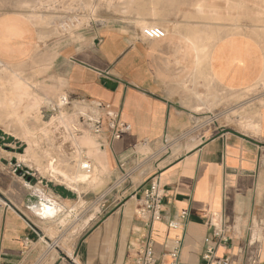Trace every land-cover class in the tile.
<instances>
[{"label": "crops", "instance_id": "crops-1", "mask_svg": "<svg viewBox=\"0 0 264 264\" xmlns=\"http://www.w3.org/2000/svg\"><path fill=\"white\" fill-rule=\"evenodd\" d=\"M161 7L146 0L143 20L166 29L155 38L143 36L134 21L117 19L81 29L76 40L53 38L46 51L42 26L20 13L0 15L1 61L47 64L52 94L67 97L70 115L82 108L81 99H95L110 102L131 125L115 141L106 130L91 134L99 182L116 183L128 171L122 183L129 186L76 240L72 254L54 256L43 245L47 221L55 218L36 208L50 201L25 184L11 198L0 196V264L132 263L145 231L134 212L153 177L163 189L161 219L151 225L156 264L203 263L212 224L228 237L217 257L246 264L255 236L264 264V93L244 96L236 114L215 106L262 81L264 48L242 33L215 39L194 22L172 20L166 0ZM42 188L63 209L79 197L55 184Z\"/></svg>", "mask_w": 264, "mask_h": 264}, {"label": "rangeland", "instance_id": "rangeland-1", "mask_svg": "<svg viewBox=\"0 0 264 264\" xmlns=\"http://www.w3.org/2000/svg\"><path fill=\"white\" fill-rule=\"evenodd\" d=\"M166 1L167 6H170L169 16L172 17V20L178 21V23L187 24L194 22L199 32H208L215 39L222 34V31L223 34L221 36L230 33L246 34L255 38L264 48V0ZM148 2L151 5L152 2L156 3L159 7L162 4V0H148ZM198 3L203 5L201 12L205 14L195 8L198 7ZM46 6H48V9ZM5 13H20L25 16L27 14V17L36 25L45 28V34L48 32V36L44 35V38H41L44 46L43 51H46L47 43L53 38L57 40L58 38L66 37L76 40L80 38L78 32L81 29L89 30L92 26L117 21V19L118 21H128L130 23L134 21V25L139 28L143 36H145L144 29L148 28L153 29L156 33L166 31L165 27L163 28L157 24H144V26L142 23L140 24V22H146L143 20L146 17V0H86V2L85 0H0V15ZM13 65L11 67L22 78L24 77L31 86L33 93L43 99L36 111L40 115L42 123L48 124L60 115H70L69 112L71 111L66 106L68 104L67 97L63 94H61L62 96H54L52 94L50 77L46 73L47 64L43 65L38 63L37 59H33ZM7 72L6 69L0 70L2 83L7 79ZM258 93H264V76L254 89L248 90L241 95L231 94L225 96L224 102H222L223 98L221 97L222 101L215 103V106L219 110L225 108L227 115L231 112L236 114V110L233 107L237 106V102L243 100L244 96L249 99ZM7 108L0 107V196L11 198L12 193L16 192V189L19 190L21 188L20 185L25 184L30 192L38 193L46 201H50V203L41 204V207L38 206L36 208L41 216L47 219L55 218L47 221L49 224L45 231L46 240L43 245L50 247L51 255L54 256L68 255L69 251L72 254L76 240L90 228L96 219L101 217L111 207L113 199L116 201L125 188L129 186L125 181L122 183L129 172L122 171L123 175L116 183L101 184L97 177L99 174V169L96 166L97 159L92 157L97 170V176L95 175L93 183L85 182L84 176L78 177L79 179L75 181L64 177L62 171L58 169L69 168L70 165L76 164L79 158L88 157V154L84 152L86 149L81 144L74 142L85 132L91 134L87 129L75 132L74 129H79V115H75V113L70 115L72 124L67 126L69 128L66 127L65 129L63 126L58 125V129H53V134L46 137L41 134L39 124L32 118L26 117L27 125L29 127L35 126V134L37 135L35 143H32V156L28 157L25 153L28 144L23 138V131L20 125L8 116L6 111L9 109ZM209 134L210 132H207V135ZM48 158H51V162L54 161L53 164L58 169L48 168L47 163L50 162ZM19 170L22 172L21 174H18ZM27 177H30V179L28 180ZM52 184H55L57 188L62 189L64 187L70 189V191H75L79 197L77 199L73 198L67 208L63 209L42 188ZM45 206L54 207V211L50 214L46 213ZM97 210L98 212H96ZM89 220L91 221L89 222Z\"/></svg>", "mask_w": 264, "mask_h": 264}, {"label": "built area", "instance_id": "built-area-1", "mask_svg": "<svg viewBox=\"0 0 264 264\" xmlns=\"http://www.w3.org/2000/svg\"><path fill=\"white\" fill-rule=\"evenodd\" d=\"M161 33H156L153 29H144V35L147 38H155ZM82 108L77 112L79 115V129H87L93 135H100L106 130L111 141L120 139L123 135L131 130V125L122 119L120 111L110 102L81 99ZM85 158L82 168L86 171L90 170V163ZM122 166V164H120ZM163 189L159 181L153 177L144 187L138 204L135 208V215L142 220L144 224V233L139 241L137 256L130 264H156V256L153 250V240L151 238V225L153 222L161 219ZM176 221H169L170 227L176 226ZM213 235L211 239L212 245L207 246L202 254L203 263L201 264H229L227 257H217L215 254L216 247L219 244H225L228 237L224 228L219 224H212ZM259 239L252 236L248 241V247H253L252 253L247 255L246 264H260L261 248L257 245ZM179 254L178 248L175 247L171 251L173 257ZM170 264H178L173 261Z\"/></svg>", "mask_w": 264, "mask_h": 264}, {"label": "bare ground", "instance_id": "bare-ground-1", "mask_svg": "<svg viewBox=\"0 0 264 264\" xmlns=\"http://www.w3.org/2000/svg\"><path fill=\"white\" fill-rule=\"evenodd\" d=\"M29 1V0H28ZM136 1V0H135ZM79 2V1H78ZM77 2V3H78ZM86 2V0H85ZM238 2V1H237ZM240 2V1H239ZM73 3V2H72ZM75 3V4H77ZM127 3V2H125ZM241 3V2H240ZM66 4V3H65ZM79 4V3H78ZM123 4V3H122ZM128 4V3H127ZM68 5V4H67ZM83 5V4H82ZM120 5V4H119ZM124 5V4H123ZM241 5V4H240ZM243 5V4H242ZM247 6V5H246ZM48 6H46L47 8ZM81 7V6H80ZM84 7V6H83ZM78 8V7H76ZM123 8V7H122ZM198 11H202L203 10V5L198 3ZM237 8V7H236ZM32 9V8H31ZM30 9V10H31ZM48 9V8H47ZM68 9V8H67ZM238 9V8H237ZM42 10V9H41ZM62 10V9H61ZM196 10V9H195ZM262 10V9H261ZM264 10V9H263ZM52 13V12H51ZM202 14H205L203 12H201ZM245 13V12H244ZM226 14V12H225ZM236 14V13H235ZM264 14V13H263ZM201 15V14H200ZM246 15V14H245ZM27 16V14H26ZM29 16V15H28ZM40 16V15H39ZM263 16V15H262ZM34 17V16H33ZM256 17V16H255ZM261 17V16H260ZM33 19V18H32ZM41 19V18H40ZM39 19V21H40ZM236 19V16H235ZM234 19V20H235ZM261 21V19H260ZM62 22V21H61ZM213 22V21H212ZM230 22V21H229ZM257 22V21H256ZM40 23V22H39ZM144 24L146 25V22H140V24ZM214 23V22H213ZM212 23V24H213ZM34 24V23H33ZM44 24V23H43ZM205 24V23H204ZM235 24V23H234ZM209 25V24H208ZM226 25V24H225ZM230 25V24H229ZM63 27V26H62ZM264 27V26H263ZM229 28V27H228ZM45 29V28H44ZM224 29V28H223ZM226 31V30H225ZM217 32V30H216ZM220 32V31H219ZM56 33V32H54ZM226 33V32H225ZM219 34V33H218ZM217 34V35H218ZM223 34V31H222ZM221 34V35H222ZM215 35V34H214ZM220 35V36H221ZM231 35V33H230ZM206 38V37H205ZM209 39V38H208ZM210 43V42H209ZM206 45V44H205ZM204 46V45H203ZM199 49V48H198ZM201 50V49H200ZM203 51V50H202ZM206 53V52H205ZM208 54V53H206ZM205 55V54H204ZM203 58V57H202ZM201 58V59H202ZM11 66H14L13 64H9L7 63H3L0 61V70L2 69H6L7 72V79L2 83L1 82V77H0V107H8L7 109H9L8 111V116H10L14 122H16L18 125H20L23 134H24V139L26 140L28 146L25 150V153L28 155V157L32 156L31 152H32V143H35L36 141V134H35V130L36 128H34L35 124L33 125L34 127H29L25 121L26 117H30L32 118L35 122H37L39 124V130L41 132L42 135H45V137L47 135H51L52 130L53 129H58V125L63 126L65 129L67 126L71 125V116L70 115H60L58 116L56 119L52 120L50 123L45 124L42 123L40 120V115L37 114V109L39 108L40 104L42 103V98L40 96H37L36 94L33 93V91L31 90V86L29 85V83L24 79V77L22 78V76H20L18 74V72L12 68ZM2 68V69H1ZM4 75V74H3ZM193 75V74H192ZM203 75V74H202ZM205 75V74H204ZM1 76V75H0ZM26 76V75H25ZM3 77V76H2ZM30 77V76H29ZM192 77V76H191ZM198 77V76H197ZM200 77V76H199ZM191 79V78H190ZM206 81V80H205ZM200 84V82H198ZM210 83V82H209ZM216 83V82H215ZM254 84V83H253ZM262 84V83H261ZM197 85V84H196ZM211 85V84H210ZM218 85V83H217ZM194 86V84L192 85ZM191 86V87H192ZM214 86V85H213ZM196 87V86H195ZM198 88V87H197ZM205 88V87H204ZM193 89V88H192ZM209 89V87H208ZM217 90V89H216ZM209 91V90H208ZM194 92V91H193ZM208 93V92H207ZM206 93V94H207ZM49 94V93H48ZM196 94V93H195ZM209 94V93H208ZM217 94V93H216ZM202 102V100L200 101ZM239 105V104H237ZM237 107H235L234 109H236ZM77 109V108H76ZM3 110V109H2ZM74 110V109H73ZM227 111V110H226ZM4 112V111H3ZM70 113V112H69ZM67 113V114H69ZM7 114V113H5ZM2 116V115H1ZM256 116V115H255ZM77 117V116H76ZM75 117V118H76ZM259 118V117H258ZM243 120V119H242ZM10 121V120H9ZM249 121V120H248ZM251 121V120H250ZM73 122V121H72ZM13 124V123H12ZM11 124V125H12ZM15 127V126H13ZM75 127V125H74ZM259 127V126H258ZM4 128V127H3ZM69 128V127H67ZM64 129V130H65ZM72 129V128H71ZM12 130V129H11ZM18 130V129H17ZM70 130V129H69ZM254 131V130H253ZM12 133V132H11ZM255 133V132H254ZM11 135V134H10ZM67 135V134H66ZM72 137V136H71ZM94 137V136H93ZM68 139V138H67ZM74 139V138H73ZM96 140V139H95ZM95 140L92 138V135L89 133H86L79 136V138L74 141L75 143L77 142L78 144H81L84 148H86L87 150V154L88 157H86V159L88 160V162L90 163V167L91 169L86 171L82 168V164L85 163V158L81 157L77 160V163L74 165H70L69 168L66 169H58L56 165L53 164V162L50 161L51 158H48V162L47 166L48 168H52V169H58L60 171H62V174L64 177L66 178H71L74 181L79 179L78 177L80 176H84V180L87 183H93L95 181L94 177L95 175L97 176V170L94 164V161L92 157H95L96 153L98 152V148L96 147V143ZM70 141V140H69ZM174 141V140H173ZM74 142H72L74 144ZM175 142V141H174ZM54 143V142H53ZM76 143V144H77ZM51 144V143H49ZM51 146V145H50ZM147 147V146H146ZM56 148V147H55ZM141 148V147H140ZM59 149V148H58ZM77 149V148H76ZM81 149V148H80ZM139 149V148H138ZM85 151V150H84ZM97 151V152H96ZM42 152V151H41ZM105 153V152H104ZM38 154V152H37ZM45 154V153H43ZM46 156V155H45ZM86 156V154H85ZM90 156V157H89ZM34 157V156H33ZM44 157V156H43ZM72 158V156H71ZM100 159V158H99ZM67 160V158H66ZM70 160V159H69ZM68 160V162H69ZM103 161V160H102ZM67 162V161H66ZM101 162V161H100ZM58 165V164H57ZM60 166V165H59ZM106 166V165H105ZM45 211L46 213L50 214L54 211V207L52 206H45ZM50 232H52L51 230H49ZM54 234V233H53ZM61 239V238H60ZM57 241V240H56ZM69 253L71 254V251H69Z\"/></svg>", "mask_w": 264, "mask_h": 264}, {"label": "water", "instance_id": "water-1", "mask_svg": "<svg viewBox=\"0 0 264 264\" xmlns=\"http://www.w3.org/2000/svg\"><path fill=\"white\" fill-rule=\"evenodd\" d=\"M21 173H22V172L19 170V171H18V174H21ZM27 179L29 180V179H30V177H27Z\"/></svg>", "mask_w": 264, "mask_h": 264}]
</instances>
